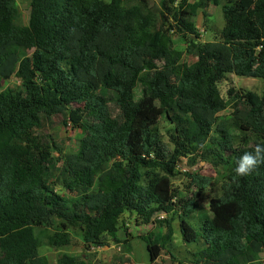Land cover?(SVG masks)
I'll use <instances>...</instances> for the list:
<instances>
[{"label": "trees", "instance_id": "trees-1", "mask_svg": "<svg viewBox=\"0 0 264 264\" xmlns=\"http://www.w3.org/2000/svg\"><path fill=\"white\" fill-rule=\"evenodd\" d=\"M129 2L30 0L24 24L17 0H0V83L15 77L23 88L0 91V264H45L41 246L68 247L74 231L86 248L108 246L127 214L149 223L158 213H194V198L180 197L173 179L195 153L230 168L223 194L209 202L194 264H258L264 252V165L234 173L244 152L264 145V90L230 89L237 106L225 117L218 97L229 74L264 79V0H161V28L144 48L154 14L141 0L134 20ZM211 5L222 6L225 28L201 43L194 19ZM165 25L187 41L194 63L164 46ZM157 107L172 122L167 142L141 118ZM58 115L81 131L61 158L38 132ZM190 176L200 191L212 180ZM239 223L244 235L234 239ZM173 237L170 221L163 243L144 238L152 262Z\"/></svg>", "mask_w": 264, "mask_h": 264}, {"label": "rangeland", "instance_id": "rangeland-1", "mask_svg": "<svg viewBox=\"0 0 264 264\" xmlns=\"http://www.w3.org/2000/svg\"><path fill=\"white\" fill-rule=\"evenodd\" d=\"M109 2L110 0H105ZM141 0H130L128 13L134 20L138 19L139 12L137 4ZM160 1L147 0L149 7L155 18V27L147 29L141 36V44L144 48L148 43L153 32L162 25L160 17ZM193 1V0H191ZM17 7L22 15L24 24L28 23L30 15V0H17ZM194 23L199 31V42L206 43L221 39V33L225 28L226 19L223 14L222 6L211 5L203 13L198 12ZM164 46L172 45L175 49L184 53L183 62L194 63L197 58L187 53V41L178 34L169 32L168 26H162ZM104 39H111L106 31L100 33ZM13 52H11L12 54ZM103 69V63L100 70ZM168 76L174 82L173 73L168 72ZM5 88H11L15 92L23 91L22 85L15 77L0 83V91ZM243 93L253 91L261 94L264 90V79L238 77L233 74L218 84L219 98L226 104L227 109L220 115L222 117L230 115L237 106L229 94V90ZM24 94V92H22ZM142 95L141 87L135 90V97ZM75 108V107H74ZM113 118L118 119L117 110L111 106ZM141 118H146L154 122L153 129L158 130L164 141H168L169 131L172 129V122L166 111L157 107L151 111L143 112ZM67 123V124H66ZM53 147L54 156L61 158L63 154L74 151L77 148V140L81 136V131L74 128L65 115H58L52 119L51 123L45 125L38 131ZM58 164V163H57ZM212 161H205L199 153L182 158L178 165L179 175L173 179L174 189L178 195L184 199L193 197L196 211L189 215H183L176 211L175 214L166 213L156 214L149 223L136 222V216L125 215L124 225H120V230L116 234V239L111 240L108 246L86 248L78 235L77 231L70 234L69 246L65 248L53 249L49 245H43L40 248V255L45 264H194L195 257L193 253L204 248V239L202 237L203 225L207 217H211L209 202L212 198H217L223 194L224 187L229 183L227 173L229 164H222L219 167L214 166ZM201 175L211 178L207 189L200 191L192 182L190 175ZM179 215V216H176ZM173 219V220H172ZM174 230L173 243L168 244L163 254L156 261H151L147 245L144 238L152 237L156 243H163L164 236L168 232L170 224ZM244 224L239 223L235 227L232 238H240L244 235ZM129 243V245H128ZM129 246V248H128ZM131 248V250H130ZM171 253V254H169ZM258 264H264V252Z\"/></svg>", "mask_w": 264, "mask_h": 264}, {"label": "clouds", "instance_id": "clouds-1", "mask_svg": "<svg viewBox=\"0 0 264 264\" xmlns=\"http://www.w3.org/2000/svg\"><path fill=\"white\" fill-rule=\"evenodd\" d=\"M264 165V145L257 144L253 151L244 152L237 160L234 173L237 177H247Z\"/></svg>", "mask_w": 264, "mask_h": 264}]
</instances>
